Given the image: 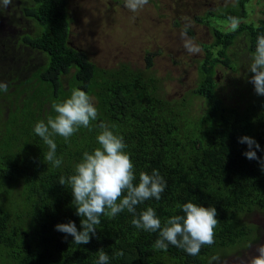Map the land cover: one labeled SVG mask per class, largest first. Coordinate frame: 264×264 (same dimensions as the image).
Here are the masks:
<instances>
[{
  "label": "trees",
  "instance_id": "trees-1",
  "mask_svg": "<svg viewBox=\"0 0 264 264\" xmlns=\"http://www.w3.org/2000/svg\"><path fill=\"white\" fill-rule=\"evenodd\" d=\"M249 1L238 0L218 16L240 24L229 31L214 29V42L203 44L207 46L197 85L172 98L166 94L165 79L153 69L154 52H147L144 68L127 62L99 66L70 41L68 0L22 1V16L32 31L19 35L17 44L39 55L41 62L27 60L25 78L19 69L0 68V81H6L2 71L11 73L7 92L0 91V264H97L100 248L109 255L108 264H216L230 252L260 242L264 227L253 217L264 213V170L258 160L244 155L248 145L239 141L253 137L260 145L257 156L264 160V96L256 94L248 68H239L240 55L229 52L243 39L244 51L252 55L258 36L264 34V9L258 23L246 20ZM211 16L214 13L199 20L210 25ZM188 32L194 37L193 29ZM220 65L241 72L232 82L233 96L240 97L234 102L219 90ZM74 88L92 97L98 117L91 130L81 127L67 140L52 137L57 157L63 158L60 167H53L44 161L48 146L34 127L55 116L53 102H62ZM102 122L124 138L136 182L141 171L150 174L153 169L166 180L161 199L138 205L137 215L151 206L163 223L183 214L178 204L215 206L213 244L202 246L198 255L171 244L167 251L156 250L158 232L137 229L127 210L114 218L102 215L88 244L78 245L56 230L57 224L74 221L82 231L71 189L58 181L61 175L74 174L83 153L98 146ZM120 250L124 255L113 258Z\"/></svg>",
  "mask_w": 264,
  "mask_h": 264
},
{
  "label": "rangeland",
  "instance_id": "rangeland-1",
  "mask_svg": "<svg viewBox=\"0 0 264 264\" xmlns=\"http://www.w3.org/2000/svg\"><path fill=\"white\" fill-rule=\"evenodd\" d=\"M22 1L12 0L7 8H0V49L7 50L6 55L0 57V68L19 69V72H23L20 77L25 78L29 74L24 69L28 65L27 60L32 57L31 60L36 64L41 60L39 55L37 57L28 50H22L20 42L17 44L19 35L32 31L30 22L21 19L22 6L25 5ZM237 3L238 0H148L147 4L133 12L125 6V0H68L71 16L70 41L74 46L86 50L90 59L99 66L107 68L116 67L123 62L144 68L147 52H154L153 69L165 79L167 96L181 97L197 85L199 64L205 57L207 46L204 47L203 44L214 42V29L229 31L240 24V21L218 18ZM247 7L249 16L246 20L258 23L263 17L261 13L264 0H250ZM209 13L215 15L210 17V25L202 23L199 18ZM189 28L195 32L194 37L188 32ZM186 44H191L196 50L189 51ZM246 48L245 41L239 39L229 50L230 53L240 55L242 64L239 68L242 71L251 63L252 55L244 51ZM9 50L14 53L9 54ZM2 72V78L7 81L11 73ZM240 74L241 72H234L224 65H220L218 69L221 82L219 90L224 98L232 102L240 98L234 97L232 93L234 77H239ZM244 99L241 98V102ZM253 220L264 227V213H256ZM261 245H264V228L260 242L239 252H230L216 264H249Z\"/></svg>",
  "mask_w": 264,
  "mask_h": 264
},
{
  "label": "clouds",
  "instance_id": "clouds-1",
  "mask_svg": "<svg viewBox=\"0 0 264 264\" xmlns=\"http://www.w3.org/2000/svg\"><path fill=\"white\" fill-rule=\"evenodd\" d=\"M148 0H125V6L133 12L138 11ZM12 0H0V8H7ZM189 51L196 50L191 44H186ZM248 72L253 75L250 82L254 85L257 95L264 96V34L258 36L256 48L251 56ZM8 86L0 81V91L7 92ZM55 116L49 115L47 121L41 120L35 124L34 132L48 146L44 161L53 167H60L63 158L57 157V144L52 138L59 135L65 140L70 138L81 127L91 130V122L98 117V109L92 97L80 88L71 90L69 97L62 102H53ZM101 131L97 135L98 146L92 151H85L82 159L75 165L74 174L59 177V183L70 187L76 213L80 217L82 231L78 230L74 221L57 224L56 230L63 232L65 237H73L78 245L88 244L91 236L97 232L101 223L100 217L107 215L114 218L127 210L133 215L132 225L146 232H158V239L153 244L156 250L167 251L169 244L180 248L189 255H198L204 245L214 243V229L218 224L215 206L206 207L188 201L176 205L183 214L168 217L163 223L157 216L156 210L148 206L137 215V206L155 198L161 199L166 188V180L159 170L153 169L139 173V179L134 170L130 154L125 151L127 145L124 138L111 129L107 123H100ZM240 143H246L248 150L244 155L248 159H256L264 170V160L257 156L259 143L250 136L240 138ZM175 211V210H174ZM97 264H108L109 255L100 248ZM124 255L117 251L113 258ZM218 259V258H213ZM249 264H264V245L256 249V255Z\"/></svg>",
  "mask_w": 264,
  "mask_h": 264
},
{
  "label": "flooded vegetation",
  "instance_id": "flooded-vegetation-1",
  "mask_svg": "<svg viewBox=\"0 0 264 264\" xmlns=\"http://www.w3.org/2000/svg\"><path fill=\"white\" fill-rule=\"evenodd\" d=\"M21 19H24V17L22 16V17H21ZM17 41H18V39H17ZM20 47H22V46H20ZM0 52H2L3 54H5V55H6V53H7V50H6V49H3V48H1V49H0Z\"/></svg>",
  "mask_w": 264,
  "mask_h": 264
}]
</instances>
